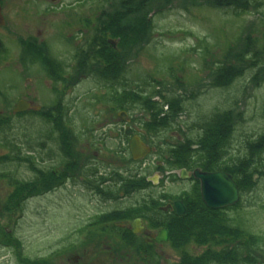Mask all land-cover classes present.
Masks as SVG:
<instances>
[{"label": "rangeland", "instance_id": "obj_1", "mask_svg": "<svg viewBox=\"0 0 264 264\" xmlns=\"http://www.w3.org/2000/svg\"><path fill=\"white\" fill-rule=\"evenodd\" d=\"M215 1L165 0L150 11L136 13L121 0H0L5 19L0 27V114L12 118L11 127L0 131V264H65L69 248L63 232L82 225L90 214L82 205L90 201L84 193L89 192L84 180L78 179L73 187L71 182L59 185L61 180L54 178L47 186L38 183L36 193L27 192L23 199L5 178L9 174L20 182L32 181L36 174L25 162L1 161L17 153L12 147L1 146L3 140L19 145L22 156L34 155L41 170L61 161L59 145L47 133L51 128L48 123L31 115L12 116L24 95L30 101L38 97L45 104L53 98L49 77L37 70L24 71L19 40L28 36L48 39L58 59L66 64L85 40L89 39L92 48L100 35H108L113 58L121 59V74L111 82L99 77L97 69L104 63L98 67L91 61L94 56L89 48L88 78L64 94L77 100L76 96L86 93L82 109L70 108L76 132L85 130L83 119L117 118L120 111L113 110L114 97L121 90L124 96L126 90L161 99L162 106L173 103L168 118L174 122L159 131L157 142L180 137L199 140L201 129L222 115L226 123L223 131H233L228 155L242 157L248 143L264 135V0L256 9L238 15L233 9L217 8ZM112 18L121 19V27L127 26L125 40L109 35L114 27L108 26ZM104 26L108 31L99 33ZM68 37L75 40L68 41ZM129 108L137 128L147 123L144 107L138 103ZM261 158L264 172V154ZM106 159L111 164V158ZM256 178L254 188L243 194L238 207L224 212L233 226L260 237L259 259L264 264V175ZM181 188L167 186V191L174 195ZM175 247L170 242L162 249L163 264L180 262L183 250ZM185 250L198 254L192 244Z\"/></svg>", "mask_w": 264, "mask_h": 264}, {"label": "flooded vegetation", "instance_id": "obj_2", "mask_svg": "<svg viewBox=\"0 0 264 264\" xmlns=\"http://www.w3.org/2000/svg\"><path fill=\"white\" fill-rule=\"evenodd\" d=\"M67 40L75 39L68 37ZM19 43L22 47L19 60L26 67L24 71L37 70L49 77L51 87L48 90L53 97L51 102L45 104L38 97L30 101L24 95L19 103H28L30 109L20 114L36 112L42 115L44 111H57L56 119L67 124L68 149L62 150L59 134L54 133L53 139L59 145L61 161L49 170H53L55 179L61 180L59 185L71 182V186L75 187L78 179H81L89 191L84 193L90 201L82 205L89 208L90 214L82 225L63 232L69 248L65 264H163L166 260L162 259V249L170 243L167 224L171 220L187 219L193 209L192 201L197 204L200 200L210 211L230 210V207L221 210L208 208L202 199L201 182L195 177L197 171L230 173L205 168L197 154L198 145H193L196 140L184 136L174 141L163 139L164 142H157L159 132L145 129L144 122L141 123L142 127L137 128L136 118L130 117L129 110L123 109L122 90L114 97L113 110L120 111L117 118L83 119L82 125L87 129L85 127L82 132H76L72 128L74 118L70 108L73 111L82 109L80 106L84 104L86 93L76 96L77 100L65 95L69 89L76 88L88 78L89 50L92 49L89 39L73 55L75 61L71 57L66 64L58 59L48 39L28 36L20 39ZM97 44L99 51L101 43ZM111 44L114 45L110 41ZM153 101L162 106L161 99ZM36 102L39 105H35ZM164 109L168 113L169 106H164ZM145 111L147 123H153L154 109ZM167 113H162V116L167 117ZM165 120L174 122L168 117ZM170 123L162 130L170 128ZM97 125L99 129L94 127ZM204 131L201 129L200 139ZM136 137L150 149L149 154L139 160L134 159L130 150V143ZM107 157L111 158V164L106 163L110 162ZM227 162L230 164V155ZM175 165L181 166L173 168ZM175 185L187 187L172 195L167 191V186ZM176 201H181L185 206L186 217L177 215ZM165 230L168 231V240L158 242V236ZM195 250H198V254L203 252L201 248ZM56 255L61 256L60 253Z\"/></svg>", "mask_w": 264, "mask_h": 264}, {"label": "trees", "instance_id": "obj_3", "mask_svg": "<svg viewBox=\"0 0 264 264\" xmlns=\"http://www.w3.org/2000/svg\"><path fill=\"white\" fill-rule=\"evenodd\" d=\"M164 1L165 0H121V4L127 9L133 6V9L137 10L136 13H141L144 10L150 11L152 6L160 4V2L164 3ZM261 2L262 0L215 1L217 8L233 9L235 15L247 13L249 10L256 9L262 4ZM127 13L128 12L124 13L123 16ZM120 21L121 19H110L108 26L112 27L114 25V27H112V30L110 29L109 35L116 38L119 36L122 40H125L128 28L127 26L121 27V25H119ZM106 30L108 31V27H100L99 33H103ZM107 36V34H102L97 39V43H99V41L100 43L102 42V44L98 46L101 47L99 51L96 47L98 44L96 43L93 45L94 48L96 47V50L94 51L92 47L94 57L91 61H96L98 67L104 63V68L101 66L100 69H97V73L104 81L111 82L112 78H118L121 74V72H118L119 65L121 66V59L115 60L113 58L115 52L112 51V48L108 45ZM134 93L132 94L126 90L123 92L125 96L122 97L123 109L128 110L133 104L136 105L138 103L146 110L152 108L154 109V115L152 117L154 118L153 123H146L144 128L151 129L154 133H158L161 129L167 127L169 121L166 122L164 119L168 117V113L164 110V106H158L157 103L153 101L155 99L154 97H141L137 95V93ZM172 104H169L170 113ZM162 113H167V117H163ZM56 114L57 111L48 110L44 111L42 115L32 112L28 114H14L12 116L21 118L31 115L32 117L44 120L48 123L47 125L51 127L47 133L50 136L54 133L59 134V140L62 144L61 148L65 151L68 149L67 124L58 121L56 119ZM170 119L173 118L170 117ZM221 119L222 115L213 117L204 126L205 131L203 138L196 140L197 142H194L193 145H198L197 154L199 158L203 160L205 168H212V170L215 171L230 173L239 187L242 199L245 192L254 188L257 182L256 177L264 175V172L261 170L263 166L260 161L262 159L261 156L264 154V135L248 143L246 155L242 157L230 156V164H228V146L231 144L233 131L230 129V134L227 131H223L226 127V123ZM11 122L12 118L10 116L0 114V131L10 128ZM216 136L218 139L213 141L212 139L217 138ZM2 144L5 147L16 149L17 153L16 156L3 157L1 161L25 162L28 164L30 170L36 174L34 180L23 182L13 179L9 174H5V178H9L12 181V184L16 186L15 189L21 192L20 194L22 197L27 192L36 193L37 190L35 186L38 183L47 186L49 182L54 180L53 170H41L37 158L34 155L28 153L22 156L19 145L13 144L8 140H3L1 146ZM213 161H216V163H213ZM207 162L210 164H207ZM180 166L175 165L173 168H179ZM38 194L39 193H37V195ZM191 203L193 204V209L187 219L171 220L167 224V227L170 229V242L173 246H176L178 250H183L182 259L177 264H262L259 259L262 253L259 251L257 245L260 237L247 234L240 227L233 226L232 220L225 215L224 211H210L200 200H198L197 204L195 201ZM239 204L240 202L230 209H236ZM187 244H192L194 249H203L202 254H192L188 252L185 250ZM262 260L264 261V256Z\"/></svg>", "mask_w": 264, "mask_h": 264}, {"label": "water", "instance_id": "obj_4", "mask_svg": "<svg viewBox=\"0 0 264 264\" xmlns=\"http://www.w3.org/2000/svg\"><path fill=\"white\" fill-rule=\"evenodd\" d=\"M5 25V19L2 14V6L0 3V27ZM112 43V42H111ZM30 109V105L25 102L19 103L15 108V114L26 112ZM130 150L135 160L146 157L150 149L138 138H133L130 143ZM196 179L201 182L202 199L206 206L212 210H221L236 206L240 200V190L231 175L225 173H195ZM179 217H186L187 210L181 201L174 202ZM168 240V231H163L157 238L158 242H166Z\"/></svg>", "mask_w": 264, "mask_h": 264}]
</instances>
